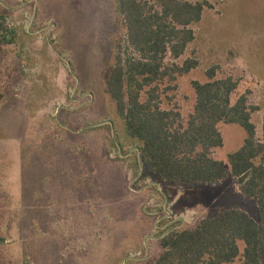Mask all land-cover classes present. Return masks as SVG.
<instances>
[{
	"label": "rangeland",
	"instance_id": "1",
	"mask_svg": "<svg viewBox=\"0 0 264 264\" xmlns=\"http://www.w3.org/2000/svg\"><path fill=\"white\" fill-rule=\"evenodd\" d=\"M207 1L195 40L166 63L199 65L163 99L186 120L193 81L232 77L257 138L264 118V0ZM0 264H154L158 241L227 209L259 216L227 177L163 185L143 176L137 145L106 90L126 29L115 0H0ZM227 165L245 138L220 124ZM229 170V166L227 167Z\"/></svg>",
	"mask_w": 264,
	"mask_h": 264
},
{
	"label": "trees",
	"instance_id": "2",
	"mask_svg": "<svg viewBox=\"0 0 264 264\" xmlns=\"http://www.w3.org/2000/svg\"><path fill=\"white\" fill-rule=\"evenodd\" d=\"M126 29V51L118 47L106 90L123 120L125 135L138 148L143 176L163 185H212L231 177L240 194L255 203L259 220L245 211L227 209L190 229L170 231L158 241L154 264H264V118L257 138L252 115L258 107L246 95L232 103L238 88L232 77L206 71L205 83L193 81V112L185 120L163 99L176 90L177 78L199 62L166 63L184 55L195 40L191 26L201 21L207 1L115 0ZM0 17V32L4 30ZM220 124L245 132L242 146L227 157H213L223 147Z\"/></svg>",
	"mask_w": 264,
	"mask_h": 264
},
{
	"label": "water",
	"instance_id": "3",
	"mask_svg": "<svg viewBox=\"0 0 264 264\" xmlns=\"http://www.w3.org/2000/svg\"><path fill=\"white\" fill-rule=\"evenodd\" d=\"M136 151L138 152V148H136Z\"/></svg>",
	"mask_w": 264,
	"mask_h": 264
}]
</instances>
